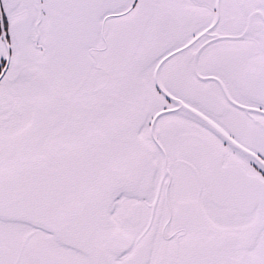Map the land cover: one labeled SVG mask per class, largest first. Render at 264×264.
Masks as SVG:
<instances>
[{
	"label": "snow or ice",
	"instance_id": "6c2138e0",
	"mask_svg": "<svg viewBox=\"0 0 264 264\" xmlns=\"http://www.w3.org/2000/svg\"><path fill=\"white\" fill-rule=\"evenodd\" d=\"M0 264H264V0H0Z\"/></svg>",
	"mask_w": 264,
	"mask_h": 264
}]
</instances>
